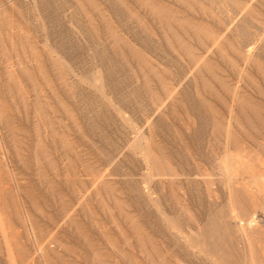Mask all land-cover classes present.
Segmentation results:
<instances>
[{"label": "rangeland", "instance_id": "rangeland-1", "mask_svg": "<svg viewBox=\"0 0 264 264\" xmlns=\"http://www.w3.org/2000/svg\"><path fill=\"white\" fill-rule=\"evenodd\" d=\"M263 114L264 0H0V264H212L170 217L237 138L264 172Z\"/></svg>", "mask_w": 264, "mask_h": 264}, {"label": "bare ground", "instance_id": "bare-ground-1", "mask_svg": "<svg viewBox=\"0 0 264 264\" xmlns=\"http://www.w3.org/2000/svg\"><path fill=\"white\" fill-rule=\"evenodd\" d=\"M248 55H252V54L249 52ZM236 98L234 97L233 99ZM242 98L241 99L244 103V106L246 105L254 112H259L260 108L258 105H256L257 104L256 101L254 102V100H252V98L250 97H242ZM232 106L234 105L232 104ZM232 106L229 107L230 109L227 108L231 113L227 121L230 124H231V119L233 118V110H234ZM255 120H257V118ZM229 123L228 125H230ZM237 139H238L237 141L231 142L234 144L235 147L234 149L238 151L237 154L233 155L232 153L231 154L226 153L227 155L230 156H225L226 155L225 154L224 155L225 158L222 157L223 162H220L222 164L221 170H222L223 178L219 182V184L227 188L226 202L225 203L222 202L223 204L222 203L218 204L220 202L216 204L214 202L215 204L211 205L209 209L210 217H208L205 221L203 220L204 222L202 224L200 225L197 224L198 225L197 227H194L192 225L191 223L192 220L191 222L185 220L184 223H182L179 220L173 219V217H170L171 219L169 218L171 220V222L169 221L170 231L174 237H177L180 239V241H182L181 243H183L182 247L185 254L187 256H206L210 259L212 264H259L258 251L260 250L263 252L262 256L264 258V172L260 170L258 172L253 171L255 170L254 168L255 165H253L255 154L253 153L252 150H255L254 152H256L257 150L255 148L251 149V152H248V155L246 153L245 156V153L243 154L241 152L243 150L242 148L243 145L241 144L242 141L239 142V138ZM211 151L214 152L215 150L212 149L211 147ZM141 152H142V156L149 155V152L146 150H142ZM242 157H246V159L244 158L245 160H243ZM161 159L157 156L154 157V161L160 165H162ZM200 166H203L201 165L200 162H196L193 166L194 168H196L197 174H198V170H201V172H203L202 169H199L201 168ZM188 173L190 174V172ZM205 174L207 175V173ZM200 176L201 175L199 174V177ZM204 176L205 175H203V177L199 182L197 180L196 185L201 184L200 183L201 181L207 182L209 184L216 183V181H213L212 178L210 177L208 178V176L206 177ZM188 182L192 183L191 181ZM218 188L219 187H217L216 190L220 194ZM223 194H225V192ZM189 196H191V194H189ZM221 198H223V195ZM163 213L165 215H169L165 211H163Z\"/></svg>", "mask_w": 264, "mask_h": 264}]
</instances>
